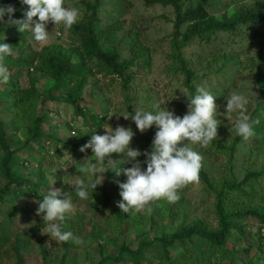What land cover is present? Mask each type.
Masks as SVG:
<instances>
[{
    "label": "rangeland",
    "instance_id": "1",
    "mask_svg": "<svg viewBox=\"0 0 264 264\" xmlns=\"http://www.w3.org/2000/svg\"><path fill=\"white\" fill-rule=\"evenodd\" d=\"M93 1L64 0V6L77 7L80 9L82 17L86 12L85 3L91 4ZM100 1L99 17L103 21L102 25L112 21L113 10L119 3L121 10L115 17L122 26L116 32L118 40L121 41L118 47L121 57L127 56V31H130L131 34L137 33L150 51L144 59L137 61L135 66L129 69L136 72L130 93L131 113L128 111V105L125 104L123 94L115 82L90 75L89 67H86L87 65L83 67L78 58H73L72 66L77 77L83 81V102L80 105L105 117L104 125L98 134H103V128L106 129L107 125L113 130L117 125L129 127L126 123L132 124L131 119L125 120L122 116L131 115L137 110L155 112L157 105L160 108L165 107L173 111L177 116H183L186 108L180 109L179 104L180 100H184V96L187 95V90L182 86V76L178 72H174L175 67L178 66L177 61L170 57L173 52L170 45V37L173 35V8L158 4L147 6L143 0ZM182 1L184 8H189L195 7L203 0ZM249 1L229 0L226 5L222 6L223 8H218L215 14L218 18L224 19L237 5H244ZM253 1L255 4L262 1L264 4V0ZM254 2H250V5H254ZM9 23L8 19L4 27L1 28L4 35H1L0 39L12 35ZM46 30L49 31V39L44 43L34 41L31 32L27 30L28 42L22 50L26 51L28 60L32 59L36 50L44 44L50 42L69 43L68 29L63 26L49 23ZM244 31L242 33L244 39L241 40L232 38L225 32H220L209 40L186 43L181 53L190 70L194 72L192 84L195 89L201 87L216 96L214 99L216 119L220 121V124L217 127L215 141L228 146L238 140L236 151L231 160L232 171H230L229 181L240 183L249 173L256 175L252 176L247 182L249 184L243 187L248 192V196L237 199L238 205L233 208L243 211L250 208L264 212V98L261 97L262 94L264 95V66L257 69L264 63V25L246 27ZM179 43L178 40L177 45ZM103 48L110 50V43L104 42ZM17 54L14 52L15 56ZM223 54H226V57L229 54L232 60L223 62ZM15 70H17V75L13 82L19 88L27 87L30 80H33L37 83L36 86L40 91L45 92L51 89L53 97L64 98L67 95L72 97L78 95L77 92L71 91V84L65 79L55 83L47 77L34 73L29 67L9 70L10 76L7 81L12 79V73ZM258 71L262 74V79L257 78ZM7 81L0 84V95L4 97ZM233 91L243 93L249 98L247 114L252 122L253 135L248 139H242L235 134L233 123L237 119V114L225 111L226 100ZM2 96H0V121L4 126L5 140L9 151L14 153V150L20 149L26 143L29 136L25 129H20L16 133L18 139H15L10 125L12 114L7 109L11 101L4 100ZM39 111L44 117L42 128L44 133L59 139L77 142L80 140L77 131L84 132L90 128L89 125L83 124L81 117L74 115L73 107L62 100H48L44 106L39 105ZM151 128L153 129L151 136H153L155 128ZM46 141L44 139L38 144L52 153L53 149ZM139 143L136 140L130 146L140 149ZM28 145L27 149L14 153L12 172L16 175L20 174L28 181L39 183L41 180L38 172L41 166L44 174L43 181L48 185L40 187L39 194H34L23 187L21 195L9 193L0 201V239L2 240L0 243V264H96L100 258L105 256L116 257L122 245L124 247L128 245L135 249L143 241V239L138 240L135 237L142 233H146V238L149 237L150 229H154L153 232L159 237L163 232L179 231L194 223H200L201 227L205 226L204 229L217 227L213 209L214 199L206 194L202 183L198 181L189 182L187 187L179 189L180 199L176 201V204L181 208V224L178 228H174L170 224L166 225L165 221L158 216L151 217L149 214H146L149 223L140 225L119 223L113 212L105 209L102 203L119 209L117 202L120 197L117 182L125 180L123 175L117 177L112 171H106L101 174L102 182L94 189L92 198L79 200L72 190V185L76 176L81 174L83 163H87L85 160L92 156L91 150L86 149L81 156L74 158L69 150L60 147L62 153L58 160L47 157L39 161L41 155L38 153L36 145L32 143H28ZM149 146H146L142 152L149 149ZM190 146L201 155V165L209 181L226 179L227 169L224 166L226 161L224 154L213 155L208 146L203 148L198 144ZM109 159L117 161L120 156L113 153L110 154ZM106 166L111 167L107 162ZM129 166L121 165V167ZM5 183L6 179L0 174V187ZM50 186L53 189H60L62 193L66 192L72 198L74 208L72 213L66 215L64 230L71 231L74 236L82 238L85 241L83 246H79L73 240L57 242L44 235V222L41 221L40 216L36 215V209L41 196L46 194ZM237 195L238 193H233L234 198H238ZM10 206L14 210L10 211ZM119 212L122 217L126 215ZM246 223L248 226L244 228L243 235L233 231L232 242L228 244L239 251V257L235 264H244L249 260L242 251L245 244L253 245L249 256H252L260 246V242H256L257 220L249 218ZM115 226L119 231H113ZM23 229H31V234L18 237ZM90 238L94 242L89 243ZM14 246L19 248L18 252L14 251ZM154 248L144 252L141 263L157 264L161 253L156 246ZM204 248H206L204 240L200 242L197 249L196 244L185 242L171 248L170 254L172 256L186 255L189 257L188 260L194 264L196 262L202 264L201 260L203 261V256H206L201 254V252H205ZM122 253L121 262L109 260L105 264H133L130 262V256L123 250ZM263 262V259L255 258V264H263Z\"/></svg>",
    "mask_w": 264,
    "mask_h": 264
},
{
    "label": "trees",
    "instance_id": "2",
    "mask_svg": "<svg viewBox=\"0 0 264 264\" xmlns=\"http://www.w3.org/2000/svg\"><path fill=\"white\" fill-rule=\"evenodd\" d=\"M143 2L147 6L158 4L173 8V35L171 34L172 36L170 37V45L173 52L170 57L177 61L178 66L175 67L174 72H178L182 76V86L187 90V95H185L184 100H180V109L187 107L186 97H190L195 93V87L194 84H192L195 76L194 72L190 70V67L181 53L185 44L192 43L193 41L202 42L209 40L220 32H225V34L232 36V38L235 37L241 40L244 39L242 36V33L245 32L244 28L259 24L264 25V4L262 1L255 4L253 0H250L244 5H237L224 19L218 18L215 13L218 8H223L222 6L226 5L229 0H203L195 7L189 8H184L182 0H143ZM250 2H254V5H250ZM100 3V0H94L91 4L85 3L86 12L84 15L77 23L72 25L71 28H68V34L70 35L69 43L50 42L44 44L40 49L36 50L34 57L28 60V55L25 53L26 51L22 50L28 42V31L25 29L20 32L17 30V26L12 23L13 20L23 19L26 6L22 5L19 0H0V5H12L15 9L11 15V19L5 16L4 22L0 23L1 36L4 35L1 28L4 27L8 19L10 20L9 26L12 35L4 38V40L0 39V42L7 43L13 47L12 55L6 57L4 60L8 69L12 70L15 68L20 69L21 67H29L34 73L47 77L55 83L65 79L71 84V91L78 93L76 97H72L71 95H67L64 98L53 97L51 95V89L42 92L37 88V83L33 80H30V84L27 87L19 88L13 82L17 75V70H15L12 73V79L7 81V85L5 86V97L2 95L0 96H2L4 100L11 101L7 109L12 114L10 125L13 129L12 134L15 139H18L16 133L20 129H25L29 137L20 149L14 150V153L27 149L29 146L28 143H32L36 145L38 153L41 155L39 161L47 157L58 160L62 153L60 147L69 150L72 153V157L76 158L82 155L79 149L84 145V142L90 138V135L94 131L98 134L99 130L103 127L105 117H101L100 114L96 112L93 113L90 108L88 109L80 105L83 102V81L77 77V73L72 66L74 57L78 58L83 67L86 65V67H89L88 72L90 75L100 76L115 82L119 91L123 94L125 104L128 105V111L130 113L132 112L130 108V93L136 72L130 71L129 69L135 66L137 61L144 59L150 49L137 33L131 34L130 31H127V56L122 58L118 49L121 41L120 39L118 40L116 35V32L119 31L122 26L118 22L117 17H115L121 10L119 3L113 10L114 15L111 17L112 21L110 23H105V25H102L103 21L99 17ZM33 19L35 20L36 18L34 17ZM178 40L180 43L177 45ZM104 42L110 43V50L103 48ZM14 52L18 53L17 56L14 55ZM223 57V62L232 60L229 54L228 57H226V54H223ZM263 66L264 63L257 69ZM261 77L262 74L258 71L257 78L262 79ZM2 83L3 82H0V84ZM261 97L264 98V95L262 94ZM48 100H62L67 102L73 107L74 115L81 117L84 125L90 126L87 131H77L80 139L79 141H66L48 133H44L42 129L44 126V117L40 114L39 105L44 106ZM256 119H258V117H256ZM126 124L134 132L131 144L138 140V142H140L139 150L141 151L146 148V146L150 145L153 137L151 136L153 132L152 128H149L146 132L141 134L136 131L134 123ZM44 139L47 140L46 142L48 145L50 144L53 149L52 153H49L44 146L38 144V142ZM6 142L4 126L0 121V150L2 152V157L0 158V174L6 179V183L0 187V201L9 193L21 195L23 187H26L28 190L32 191V193L34 192V194H39L40 187L48 185L43 181L44 174L42 167H39L38 172L39 179L41 180L39 183H35L31 180L28 181L20 174H14L12 172L14 153L9 151ZM237 144L238 140L228 146L213 140L208 146L211 148L213 155H225L226 161L224 166L227 169L226 179H219L215 182L209 181L202 165L198 172L197 181L202 183L206 194L214 199L213 209L217 227L214 229H204L205 226L201 227L200 223H194L179 231L175 230L176 232H163L159 237L153 232L154 229H150L151 232L149 233V237H145L146 233L138 234L135 237L138 240L143 239L135 249L128 245H126L127 247L122 245L116 257L105 256L100 258L96 264H105L109 260L117 263L121 262L122 250L130 256V262L133 264H143L141 263V259H143L144 252L151 250L154 246H156L161 253V258L157 261V264H194L191 260H188L189 257L186 255L172 256L170 250L171 248H175L176 245H181L185 242L196 244L197 249L202 240H204L206 244V248H204L205 252H201V254L206 255L203 256V261L201 260L202 264H235L239 257V251L234 246H228V244L232 242L231 236L233 231H237L239 235H243L244 228L248 226L246 221L249 218L257 220L258 226L255 231L257 236L256 242H260V246H258L252 256L248 254L252 251L253 245L245 244L243 246L242 251L249 259L247 262H244V264H255V258L264 260V212L250 208L244 211L233 208L238 205L237 199L248 196V192L245 191L243 187L249 184L247 182L252 176H256L254 173H249L240 183L229 181L231 178L230 171H232L231 160L236 151ZM257 145L258 143L256 146ZM138 159L143 161L144 157L140 156ZM185 186L187 187L188 184ZM233 193H238V198H234ZM102 206L110 212H113V215L119 223L126 222L133 225L149 223L144 212L140 214L139 212L133 213L130 211L122 217L119 212L120 209L108 206L106 203H102ZM151 208L152 211L151 214H149L151 217L156 215L161 220L165 221L166 225L170 224L174 228L180 226L181 208L176 202L169 204L166 200L159 199L151 203ZM9 210L12 211L14 208L10 206ZM113 231L119 230L115 226L113 227ZM24 234H26V236L30 235L31 229L21 230L18 237ZM92 242H94V240L90 238L89 243ZM0 243H2L1 239ZM15 246L14 251L18 252L19 248H15ZM79 246H83V244H79ZM187 252L186 250V253ZM196 264L198 263L196 262Z\"/></svg>",
    "mask_w": 264,
    "mask_h": 264
},
{
    "label": "clouds",
    "instance_id": "3",
    "mask_svg": "<svg viewBox=\"0 0 264 264\" xmlns=\"http://www.w3.org/2000/svg\"><path fill=\"white\" fill-rule=\"evenodd\" d=\"M19 2L26 6V10L23 19L13 20L12 23L20 32L25 29L30 31L33 40L40 43L49 39V31L46 30L49 23L68 29L77 23L82 15L77 7L64 6V0ZM14 11L12 5H0V23L4 22L5 16L11 19ZM12 52V46L0 42V82L9 79V69L4 60L12 55ZM215 97L197 87L194 94L186 97L187 107L183 116H177L173 111L165 107L160 108L159 105L156 106L155 112L137 110L131 115L122 116L125 120L130 118L136 131L141 134L151 127L155 128L149 149L143 152L130 146L134 136L130 127L117 125L113 130L107 125L106 129L103 128V134L94 131L79 149L82 153L90 149L92 156L85 160L87 163H83L81 174L76 176L72 185L76 198H92L94 189L102 182L101 174L112 171L117 177H125L123 182H117L120 197L117 207L121 213L128 214L131 211L151 214V203L156 200L164 199L169 203L178 201L179 189L189 182L197 181L201 167L202 157L190 145L207 147L217 136L220 121L216 119ZM248 103L249 98L236 91L226 100L225 111L237 114L233 127L235 134L242 139L253 135L252 122L247 114ZM113 153L118 154L120 159H109ZM140 156L144 157L143 161L138 159ZM106 162L111 167H107ZM73 208V200L66 192L62 193L60 189L50 186L46 194L41 196L36 209V215L44 222V235L57 242L73 240L76 244H84L82 238L64 230L66 215L72 213Z\"/></svg>",
    "mask_w": 264,
    "mask_h": 264
}]
</instances>
